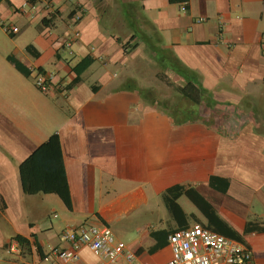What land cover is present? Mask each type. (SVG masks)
I'll return each instance as SVG.
<instances>
[{
    "label": "crops",
    "instance_id": "1",
    "mask_svg": "<svg viewBox=\"0 0 264 264\" xmlns=\"http://www.w3.org/2000/svg\"><path fill=\"white\" fill-rule=\"evenodd\" d=\"M8 19L19 31L0 60V248L19 235V263L46 264L44 253L70 247L65 228L107 225L136 262L164 264L180 226L162 195L182 184L213 205L227 225L216 228L251 247L248 264H264V0H0V27ZM149 40L203 90L199 106L184 96L170 104L143 85L139 68L131 74L141 50L174 91L187 83L159 65ZM41 71L55 74L46 98L30 82ZM180 107L194 108L192 119L177 123ZM54 134L71 208L56 192L22 187L21 163ZM178 202L189 226L207 224L186 195ZM80 254L70 264L102 261L87 246Z\"/></svg>",
    "mask_w": 264,
    "mask_h": 264
},
{
    "label": "built area",
    "instance_id": "2",
    "mask_svg": "<svg viewBox=\"0 0 264 264\" xmlns=\"http://www.w3.org/2000/svg\"><path fill=\"white\" fill-rule=\"evenodd\" d=\"M79 15L76 16L78 20ZM3 28L15 34L19 27L3 24ZM75 35L71 36L65 46L73 54ZM264 38V34H263ZM55 74L38 72L35 81L43 92H49ZM63 238L70 243L68 248H52L44 253L42 260L46 264H70L80 260V251L87 246L96 256L102 259L98 264H149L136 262L134 252L129 250L125 242L118 240L111 227L107 225H80L67 227L62 232ZM171 258L164 264H248L252 261L253 251L242 241L228 237L201 223H194L186 228L177 229L169 234ZM12 254H20L22 242L12 238L7 243Z\"/></svg>",
    "mask_w": 264,
    "mask_h": 264
},
{
    "label": "trees",
    "instance_id": "3",
    "mask_svg": "<svg viewBox=\"0 0 264 264\" xmlns=\"http://www.w3.org/2000/svg\"><path fill=\"white\" fill-rule=\"evenodd\" d=\"M28 1L34 2V0H28ZM44 22L46 23L45 20ZM149 45H151V49L153 50L155 59L157 60L159 65H161L164 68L175 71L177 74H179L180 76L186 79L187 83L183 86L172 84L176 92L190 99V101H192L196 107L199 106L202 102V98L204 94L203 90L195 84L192 77H190L188 73L183 72L174 63V59L171 57L170 52L167 51L160 52V50L156 48L154 49L155 42H153L152 40H149ZM136 46L137 44L131 45V41L125 43V48L127 47L128 52L135 49ZM32 47H33L32 45H28L27 49L31 50ZM11 61L14 62V64L18 68L22 69V67L17 61H15L14 59H11ZM24 73L29 74L26 71H24ZM148 92H149L148 89H143V88L140 89V93L145 95V97ZM151 103L154 102L152 101ZM159 105L163 106V102ZM182 106H184V104H181V107ZM181 107L180 109L178 110L174 109L173 111L175 116V121L177 123H181L187 121L188 119H192L191 117L194 115L196 111L194 108L192 110L190 109L188 110ZM185 117H187L186 120ZM19 170L21 175L23 191L25 193L37 194L40 192L53 191L56 192L61 197V199L65 202L68 208L72 207L69 189H68V183L65 176V167H64L63 156L61 151L60 139L57 134L52 135L49 138L48 142L43 144L39 149L34 151L26 160H24L21 163ZM216 179L217 177H211V181H210L211 186H216L214 185L215 184L214 181ZM223 179L226 182V185L222 186L221 190L227 192L229 186V180L227 178L226 179L223 178ZM182 195H186L206 216L207 224L205 225V227L214 229L216 231H219L220 233L225 234L226 236L233 237L241 241L240 237L237 235L235 231H224L216 228V223L218 221L222 222V224L225 223L218 216L213 205L194 186L177 184L168 188L162 195L165 206L167 207L172 217L177 221L178 225L180 226L178 229L188 227L189 219L192 217L183 210L182 206L178 202L179 197ZM248 223H247V229H248ZM262 229L264 230V227ZM15 238L22 243L25 242V239L19 235H17Z\"/></svg>",
    "mask_w": 264,
    "mask_h": 264
},
{
    "label": "rangeland",
    "instance_id": "4",
    "mask_svg": "<svg viewBox=\"0 0 264 264\" xmlns=\"http://www.w3.org/2000/svg\"><path fill=\"white\" fill-rule=\"evenodd\" d=\"M6 23H7L6 25L11 26L10 23H12V22L8 19V22H6ZM17 23L20 25L19 22H17ZM11 36H12L11 32H8L5 29H3L2 27H0V60H1V58H4V55L6 52H9V51L13 52L14 41H13ZM31 39H32V33L26 36V40H31ZM26 40H24L23 42L20 43V47L22 44L27 43V42H25ZM28 43H30V42H28ZM140 52L131 61V65H132L131 66V72H132L131 74L134 73V71H132L133 69L139 68V71L143 72V80H142L143 85L148 86V87L151 86L152 88H154L156 90V92L161 96V98L162 99L167 98L168 102H170V104H176L177 102H179V104H180L182 102V100H185L184 97L182 95H180L179 93H177L176 91H174L171 86L166 85V82L164 80H159L158 78H156L155 72L158 70V68L155 66V64L151 60V58L149 56H147V53H148L147 51L142 53V51L140 50ZM46 67H47V69H52L51 64L46 65ZM36 75L37 74H33V76L30 79L31 80L30 82H32L35 90L37 92H39L43 98L45 96H49V95H46L47 94L46 92L41 91L38 88V86L36 85V81H35ZM170 81H172V80H170ZM46 101H48V100H46ZM212 110H213V108L210 110V113ZM213 114L214 113L211 114L212 117L211 116L209 117L210 120H213V117L215 116ZM185 205L187 207H190V205L193 207V205L190 204L189 201L185 202ZM6 229L8 230L7 226L5 227V230ZM0 256L3 259V261H0V264H20L18 261L19 256L17 254L10 253L5 248L4 249L0 248Z\"/></svg>",
    "mask_w": 264,
    "mask_h": 264
}]
</instances>
